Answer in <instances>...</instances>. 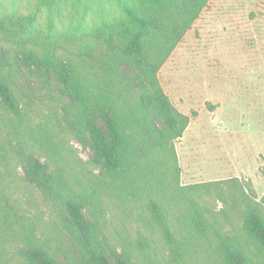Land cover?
Returning a JSON list of instances; mask_svg holds the SVG:
<instances>
[{
	"label": "trees",
	"instance_id": "obj_1",
	"mask_svg": "<svg viewBox=\"0 0 264 264\" xmlns=\"http://www.w3.org/2000/svg\"><path fill=\"white\" fill-rule=\"evenodd\" d=\"M207 1H0V264H264V196L180 184L156 75Z\"/></svg>",
	"mask_w": 264,
	"mask_h": 264
},
{
	"label": "rangeland",
	"instance_id": "obj_2",
	"mask_svg": "<svg viewBox=\"0 0 264 264\" xmlns=\"http://www.w3.org/2000/svg\"><path fill=\"white\" fill-rule=\"evenodd\" d=\"M0 1L5 10H23L30 0ZM156 75L174 109L189 117L175 142L180 184L237 178L261 200L264 0H208ZM70 144L91 166L90 149L73 138ZM37 211L59 224L56 206L42 199Z\"/></svg>",
	"mask_w": 264,
	"mask_h": 264
}]
</instances>
